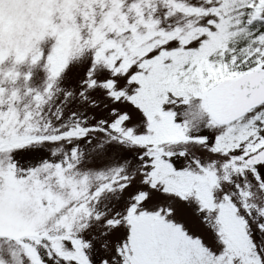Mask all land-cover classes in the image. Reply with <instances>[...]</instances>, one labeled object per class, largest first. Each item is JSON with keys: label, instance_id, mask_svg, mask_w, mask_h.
I'll list each match as a JSON object with an SVG mask.
<instances>
[{"label": "snow or ice", "instance_id": "6c2138e0", "mask_svg": "<svg viewBox=\"0 0 264 264\" xmlns=\"http://www.w3.org/2000/svg\"><path fill=\"white\" fill-rule=\"evenodd\" d=\"M0 264H264V0H0Z\"/></svg>", "mask_w": 264, "mask_h": 264}]
</instances>
